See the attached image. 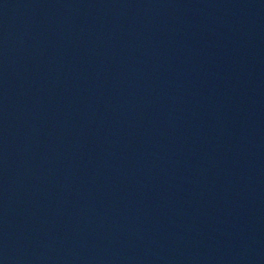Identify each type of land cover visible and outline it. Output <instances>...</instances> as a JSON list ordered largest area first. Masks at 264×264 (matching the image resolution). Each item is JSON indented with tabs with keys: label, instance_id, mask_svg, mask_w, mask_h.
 I'll return each mask as SVG.
<instances>
[{
	"label": "water",
	"instance_id": "95a60500",
	"mask_svg": "<svg viewBox=\"0 0 264 264\" xmlns=\"http://www.w3.org/2000/svg\"><path fill=\"white\" fill-rule=\"evenodd\" d=\"M0 264H264V0H0Z\"/></svg>",
	"mask_w": 264,
	"mask_h": 264
}]
</instances>
